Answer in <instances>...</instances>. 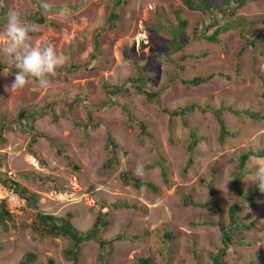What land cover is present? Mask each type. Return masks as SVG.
<instances>
[{
	"label": "rangeland",
	"instance_id": "374dc122",
	"mask_svg": "<svg viewBox=\"0 0 264 264\" xmlns=\"http://www.w3.org/2000/svg\"><path fill=\"white\" fill-rule=\"evenodd\" d=\"M42 2L0 0V33L15 10L37 26L35 46L51 44L70 58L48 88L13 90L16 69L0 54V174L36 197L27 203L0 184V212L6 206L12 215L7 230L0 224V264L28 258L27 264H72L65 257L72 248L79 264H138L140 257L215 264L212 257L226 245L222 224L230 225L235 203L248 228L231 232L222 258L264 264V193L254 183L264 158H251L237 178L241 154L264 148V0H239L214 12L191 10L183 0H122L119 6L116 0H47L48 11ZM112 11L119 17L110 22ZM179 18L188 22V45L168 54L154 35L171 42L169 27ZM228 21L238 26L219 37L221 44L202 38L211 25ZM140 72L145 93L133 85ZM211 75L199 86L184 83ZM237 180L250 199L237 194ZM189 197L194 204L183 202ZM38 213L70 214L81 232L101 220L98 241L76 246L44 236L34 229Z\"/></svg>",
	"mask_w": 264,
	"mask_h": 264
},
{
	"label": "trees",
	"instance_id": "16d2710c",
	"mask_svg": "<svg viewBox=\"0 0 264 264\" xmlns=\"http://www.w3.org/2000/svg\"><path fill=\"white\" fill-rule=\"evenodd\" d=\"M116 1H117L118 6L122 2V0H116ZM199 1L201 3H199ZM183 2L191 10L204 9L206 11H213L214 12L216 9H222V8L226 7L227 5L231 4L233 2V0H223V1L221 0L222 4L220 3L217 5L213 4L211 0H198L197 3H194V1H192V0H183ZM118 17H119V14L116 11H112L111 16L109 18V21L113 22V21L117 20ZM45 21L46 20L43 17H41L38 20V23L43 24V23H45ZM178 21H179V25L177 27H172V26L169 27V32H170V35L172 37L171 42L165 41L162 37L158 36L157 34L154 35V39L156 41L164 43V45L167 47V49H168L167 53L168 54L180 52L188 45L187 42H183V32H184V29L187 27L188 22L182 18H179ZM237 26H238V23L234 22V21H228L224 24H218V25L213 24L210 27H208V29L203 33L202 38H204L205 40H209V41L216 43V44L217 43L221 44L219 37L226 34L227 32H229V30L236 29ZM210 30H213V32H212V34L209 35L208 32ZM35 34H36V32L33 33V35H35ZM251 44L252 43H247V47H251L252 46ZM98 47H99V41L96 40V49ZM96 56L97 55L92 56L94 60L97 59ZM125 56L126 57L130 56L129 51H128V54H127V52L125 53ZM78 69H79L78 66H73V68H71V71L76 72V71H78ZM139 75H140L139 78H137L133 81V85L135 86V88L137 89L138 92L145 93V92H147L143 89V86L145 84L141 82V78L144 76V74L140 72ZM212 77H213L212 75L208 76V77L197 76V77L193 78L192 80L184 81V83L191 85V86H199L202 83H205L208 80H210ZM143 78H145V76ZM148 95L152 99L156 98L158 96L157 93H148ZM193 109H194V107H191V108H188L186 110L177 111V112H175V114H179V115L184 116L187 112H189L190 110H193ZM236 113H238V112H236ZM23 117H24V114L21 115V118H23ZM216 118L222 126L223 133H225L226 128L224 127L223 119H221V114L218 113L216 115ZM131 119H133V121L135 123L139 124L142 128H146V126L143 122H137L136 119L132 115H131ZM36 140L37 139H33L32 143H36ZM50 142L53 146L56 145L52 140H50ZM196 144H197V139H195L194 144L192 145L191 149L194 148V146ZM61 153H62L61 150L58 151V154H61ZM251 158H264V148H261L257 151L249 150V151H246V152L241 154V156L239 158L240 172L237 175L238 179L241 178L242 176H244V174L246 173V171L244 169H245L246 163ZM158 164L161 165L164 169H166V166L163 165L162 161H160ZM72 166L75 170H79V167L77 165H72ZM164 173L167 174L165 171H164ZM123 177L125 178V181H127V182H131V180H132L129 177L127 178L126 175H123ZM43 180H50V178L46 177V178H43ZM0 184H2L3 187L11 190L14 194L19 196V198L24 199L27 203H32V202L36 201L35 195L27 196L25 194V189H23V187L18 182L14 181L12 179H8V177L4 178L1 176V174H0ZM134 186L137 188H141L142 184L139 181H136V182H134ZM147 187H151L154 189V185H151V183H149L147 185ZM209 187L211 188L212 194L214 195L215 190L213 189L212 186H209ZM235 189H236V192L239 196H241L244 199H250V194L243 191L242 185L238 180L235 181ZM183 202L185 204H194V202L192 201V199L190 197L185 198L183 200ZM124 206H128V205L125 204ZM239 209H240V205L238 203L233 204L231 206L230 212H229V216H230V220H231L230 225L227 226V225L222 224L224 228H228V230L223 229L224 230L223 241L226 245H225L223 252L220 255H218V256L215 255L212 257L215 264H225L222 256L224 257V255L226 253L225 252L226 248H228L232 244L231 232L238 231L239 229L248 228V226H244L239 221V215H238ZM71 217H72V215H70V214H68V216L66 218H58V217H55L53 215H46L43 213H38L37 214L38 222H36L34 224V229L44 236H63L64 238L72 241L74 243V245H76V246L84 245L85 243L98 241V233L100 231V228L102 227L101 220H99L89 231L81 232L74 226V224L71 221ZM11 219H12L11 213L6 208V206H3V208L0 212V224H3V228L5 230H7L9 228V225L6 222V220H11ZM165 237L167 240L173 239V236L171 233H166ZM110 243H111V241H110ZM106 248H108V247H106ZM106 250L109 251V253H110L111 248H108ZM65 257L68 261H71L72 264H79V250H76L74 248L69 249L68 251L65 252ZM27 262H29V258L26 259L25 261H22L19 264H27ZM103 263L106 264V262H104V260H103ZM50 264H54V262L52 260H50ZM138 264H156V263L154 262V260L151 257H140L138 260Z\"/></svg>",
	"mask_w": 264,
	"mask_h": 264
},
{
	"label": "clouds",
	"instance_id": "9594fccd",
	"mask_svg": "<svg viewBox=\"0 0 264 264\" xmlns=\"http://www.w3.org/2000/svg\"><path fill=\"white\" fill-rule=\"evenodd\" d=\"M237 1L239 0H233ZM51 7L47 0L40 5L43 11H48ZM36 31L37 26L22 17L19 12L10 10L7 13L5 27L0 33L3 37L0 54L9 58L16 69L11 85L13 90L24 89L30 84H37L42 89L48 88L61 74L60 69L69 62L70 58L58 53L51 44L35 46L33 33ZM254 183L257 184L259 191L264 193V166L257 168Z\"/></svg>",
	"mask_w": 264,
	"mask_h": 264
}]
</instances>
